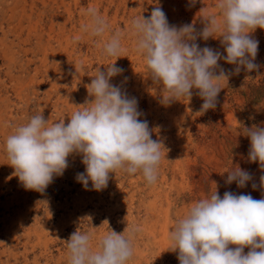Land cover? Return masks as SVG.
<instances>
[{"label":"rangeland","instance_id":"rangeland-1","mask_svg":"<svg viewBox=\"0 0 264 264\" xmlns=\"http://www.w3.org/2000/svg\"><path fill=\"white\" fill-rule=\"evenodd\" d=\"M3 1L6 5L11 3V0ZM43 1L49 4L48 8H43L36 0L22 1L20 11L31 10V17L24 19L20 26L15 25L19 31L14 30L5 38L0 30V39L14 53L13 59L0 54V264H67L66 242L78 228L94 232L98 240L110 229L123 233L127 225L141 228L134 242L135 254L129 264H179L177 253L168 251L169 229L194 201L209 196L215 190L213 182L221 196L225 191H231L261 199L259 183L264 171L258 162L248 161L250 140L240 130L253 125L264 127V81L260 82L264 72L253 71L246 77L248 73L242 70L238 75H231L219 93L216 107L198 116L203 103L195 95L198 90H192L194 95L190 101H174L165 106L160 103L162 86L152 79L148 84L143 81L148 77L146 68L128 84L125 68H122L121 75L112 77L110 83L121 86L129 97L137 99L138 108L143 113L141 119L150 122L149 127L155 130L152 138H161L166 146L157 183L149 186L140 174L127 176L117 171L110 173L108 186L102 191L92 190L91 181L86 190L75 179L77 173L85 171V166L79 155H73L68 158L69 166L64 174L54 177L43 193L26 190L18 177L12 175L14 169L7 164L3 147L6 137L15 127L41 111L50 123L64 119L67 124L71 114L77 110L76 106L91 99L86 85L94 78L96 70L106 71L109 63L119 67V60L115 57L101 54L97 40L87 46L88 35L82 27L75 32L60 29L58 23L68 17L66 9L74 11L76 8L74 0H63L64 3L54 0L58 8V23L53 28L50 24V0ZM109 1L113 2L106 19L112 28L114 23H118L117 26L124 29L121 17L126 16L129 10H135L139 3L104 0L103 6L109 5ZM156 2L160 3L159 0ZM123 3L127 5L125 8ZM149 5L147 1L145 7ZM140 12L137 10V16ZM144 17L147 18L145 13ZM201 23V18L194 23L198 31ZM35 33L39 40L34 39ZM16 35L21 39L30 37L31 41L26 45L29 52L23 53L17 46V40L15 46L11 45L13 39H18ZM76 37L80 39L76 40ZM74 46L81 48L76 63L82 65L79 74L75 75L76 64L67 62L66 53ZM205 46L214 48L216 44L210 42ZM232 68L228 64L224 69ZM79 76L80 81L77 80ZM176 110L179 112L177 118L174 116ZM236 166L252 174L253 180L244 188H237L235 182H225L227 171ZM253 182L258 185L255 190ZM105 220L108 224H103ZM163 225H166L168 233L165 247L160 241ZM93 243L95 245V241ZM247 251L245 248V253Z\"/></svg>","mask_w":264,"mask_h":264},{"label":"clouds","instance_id":"clouds-1","mask_svg":"<svg viewBox=\"0 0 264 264\" xmlns=\"http://www.w3.org/2000/svg\"><path fill=\"white\" fill-rule=\"evenodd\" d=\"M196 2L190 0L192 5ZM199 13L203 28L198 31L194 23L170 25L163 9L154 7L149 17H133L126 31L115 30L102 40L101 54L121 57L124 38L130 35L147 75L162 86L160 103L167 106L190 101L195 89V95L203 100L197 115L203 114L216 107L231 75L259 70L255 62L259 41L252 33L264 29V0H214L211 9L202 7ZM85 15L88 22L82 31L89 37L103 38L111 30L97 8L88 7ZM210 37L220 38L226 55L197 43ZM220 60L235 67L226 70ZM107 66L106 71L96 70L86 85L91 99L76 106L67 124L64 119L50 123L41 111L6 137L7 164L26 190L43 193L54 177L64 174L73 155H79L85 166L75 179L86 190L91 181L92 190L102 191L108 186L110 173L117 171L127 176L140 174L149 186L157 183L166 152L163 140L152 138L155 130L141 119L137 99L110 83L123 69L115 63ZM81 69L82 65H75L73 75ZM241 134L250 140L248 161L258 162L264 171V127H244ZM227 172L225 182H235L237 188L253 180L252 174L239 166ZM213 183L215 190L194 201L169 229L168 251L177 253L179 264H264V175L260 177L258 200L251 194L231 191L221 196ZM257 187L253 182L252 188ZM140 231L138 225H127L123 233L110 229L96 240L94 232L78 228L66 242L67 264H129Z\"/></svg>","mask_w":264,"mask_h":264},{"label":"bare ground","instance_id":"bare-ground-1","mask_svg":"<svg viewBox=\"0 0 264 264\" xmlns=\"http://www.w3.org/2000/svg\"><path fill=\"white\" fill-rule=\"evenodd\" d=\"M22 1H24V3L26 2V0H11L10 4H7L2 0L0 1V30L1 32H3V36L4 38L8 36L9 33H12L14 30L19 31V27H14L15 25H21L23 24L24 19H29L31 17L32 11L31 10H23L20 11V9L22 8ZM39 3L42 4L43 8H48L49 4L46 1L43 0H36ZM57 2H63V0H56ZM75 3L74 5H76L75 10L72 11L71 8L70 9H66L67 13H68V17L66 19V21H63L62 23H58L57 19H58V13H57V7H55L56 2L54 0H50V24L51 27H55V23H58L60 26V29L62 31H68V32H75L78 28H81L85 23L88 22V17L85 15V11L88 7H95L99 10V12L106 17L108 12L110 11L111 8V4L113 1H109V5H105L103 6L104 0L103 2L99 3L96 2L95 0H74ZM121 1H125L126 0H121ZM133 2V4L136 2L139 3L136 4L138 5L137 8L135 10H129L128 12H126V16L121 17V22L123 25L124 29H120V26H117L118 23H114V27H111V30L109 32H106L103 38L100 37H86L87 40V46L90 47L91 44L95 41L98 44V49L102 47V43L101 41H106L110 35L112 34L113 31L115 30H121V31H126L129 27L130 21L133 17L137 16V10L140 12L141 10H144L145 14L147 15V17L150 16L151 11L154 7H161L164 11V13L167 16L168 22L170 25H176V26H181L183 24H187V22L190 23H195V21L197 19L200 18V9L202 7H209L211 9L212 4L214 3V0H197V2L195 3V5H192L190 3V0H159L160 3H155V0H130ZM147 1L150 2L149 6L145 7V4L147 3ZM32 2V1H31ZM20 3V5H19ZM27 3V2H26ZM33 3V2H32ZM64 3V2H63ZM124 8L127 6L126 4H124ZM58 5V4H57ZM31 8V4L28 5ZM35 6V5H34ZM65 6V4H64ZM69 6V5H68ZM67 7V6H66ZM39 8V7H38ZM68 8V7H67ZM49 11V10H48ZM30 12V13H29ZM47 12V11H46ZM65 12V11H64ZM19 13V15H18ZM29 13V14H28ZM141 13V12H140ZM144 13H141L142 16H144ZM47 14V13H46ZM123 14V13H122ZM38 15V14H37ZM41 16V15H38ZM41 18V17H40ZM39 18V19H40ZM116 18V17H115ZM38 19V20H39ZM63 19V18H62ZM27 21V20H26ZM117 21V20H116ZM39 22V21H38ZM41 22V21H40ZM44 22V21H43ZM57 24V25H58ZM4 25H6L5 29L3 28ZM111 25V23H110ZM121 25V26H122ZM201 28H203V24L201 23ZM9 29V32L7 31ZM57 29V28H56ZM199 29V28H198ZM53 30V29H52ZM16 31L14 33H16ZM51 32V31H50ZM54 32V31H52ZM60 32V31H59ZM38 33V32H37ZM67 33V32H66ZM82 33V32H81ZM41 34V33H40ZM38 34V35H40ZM44 34V33H43ZM73 34V33H72ZM71 35V34H70ZM252 35L254 36V38H256L259 41V46H258V54L256 57V63L258 65H260V68L258 71H263L264 72V29H260L257 28L255 30L254 33H252ZM15 36V35H14ZM17 36V35H16ZM29 36V35H28ZM34 36H36L34 39H38L37 34L35 33ZM18 37V36H17ZM70 39V38H68ZM12 40V39H11ZM15 40H17V46L18 48H20V50L23 53H27L29 52V50L26 48V45L29 44L30 37H26L25 39H21L20 37H18V39H13L11 41V45L15 46ZM39 40V39H38ZM134 38L131 37L130 35H126L125 39L123 41L124 43V47H125V51L123 53H121V57L117 58L116 60H119V67L120 68H125V74L126 75V84H128L129 82L135 80L140 73H143V70L145 69V64L144 61L142 60V58L140 56L137 55V53L134 50V43H133ZM9 42V41H8ZM212 43V44H216V47H214L213 49L215 50H219V49H223L221 43H220V38H209L208 40H203V39H198L197 43L199 44V46L202 48L206 45V43ZM69 43V42H68ZM39 44V43H37ZM6 42L3 41V39H0V54H2V56L6 59L10 58L13 59L14 57V53L12 52L11 48H8ZM24 46V47H23ZM72 46V45H71ZM70 48V47H69ZM19 50V51H20ZM221 53H223L224 55H226V53L224 51H221ZM224 50V49H223ZM19 53V52H18ZM67 62L70 63H74L77 65L76 61L79 58L78 55L81 54V48H78L77 46H74L73 48H71L69 50V52L67 51ZM18 55V54H17ZM25 55V54H24ZM1 56V55H0ZM127 56V57H125ZM46 57V56H45ZM127 58V60H126ZM59 59V58H58ZM85 61V60H84ZM105 62H107V59H104ZM31 62V61H30ZM47 62V61H46ZM87 62V61H86ZM85 62V63H86ZM45 63V62H44ZM218 63L225 68V66H227L228 64L223 60L218 61ZM223 63V64H222ZM103 64V63H102ZM75 66V65H74ZM233 67H235L234 65H231ZM41 67V66H39ZM43 67V66H42ZM7 70V69H6ZM28 70V69H27ZM54 70V69H53ZM9 72V71H8ZM57 72V71H56ZM243 72V71H241ZM11 73V72H10ZM139 73V74H138ZM262 73V72H261ZM8 74V73H6ZM78 74V73H77ZM257 74V73H256ZM264 75V73H262ZM121 75V74H120ZM249 75V73L246 75V77ZM261 75L260 78V82L264 81V76ZM234 76V75H232ZM10 77V76H9ZM231 77V76H230ZM232 78V77H231ZM241 78V77H240ZM150 76H148L146 79H144L143 81L145 83H149L150 82ZM80 81V76L78 77V79ZM125 82V81H124ZM237 82V81H236ZM232 83V82H231ZM142 84V83H141ZM151 84V83H150ZM250 84V83H249ZM236 85V84H235ZM256 85V84H254ZM238 86V85H237ZM235 87V86H234ZM242 87V86H241ZM258 87V86H257ZM256 89V88H255ZM153 90V89H152ZM230 91V90H228ZM233 91V89H232ZM136 92V91H135ZM226 92V91H225ZM225 94V93H224ZM128 95V94H127ZM226 95V94H225ZM152 96V95H151ZM223 99V98H222ZM230 99V98H229ZM231 101V100H230ZM233 102V101H232ZM231 102V103H232ZM243 101H241L242 103ZM195 103V101H194ZM223 103V102H222ZM240 103V104H241ZM181 104V103H179ZM260 104V103H259ZM259 104L257 105V107L259 106ZM7 105V104H6ZM153 105V104H152ZM200 105V104H199ZM224 105V104H223ZM161 106V104L159 105ZM229 106V105H228ZM162 107V106H161ZM218 107V106H217ZM221 107V105H220ZM182 108V107H181ZM259 109V108H258ZM160 110V109H159ZM191 111V110H190ZM224 111V110H223ZM173 113V112H172ZM207 113V112H205ZM212 113V112H211ZM160 114V113H159ZM220 114V113H219ZM174 116L177 118L179 117V112L174 113ZM199 116V115H198ZM201 116V115H200ZM239 116V115H238ZM237 118V117H236ZM28 119V118H27ZM232 119V117H231ZM250 119V118H249ZM153 120V119H152ZM181 120V119H180ZM248 120V119H247ZM181 122V121H180ZM238 122V121H237ZM249 122V121H248ZM155 123V122H154ZM230 123V122H229ZM150 125V122H149ZM219 125V124H218ZM234 125V124H233ZM247 125V124H246ZM169 127V126H168ZM193 127V125H192ZM236 127V126H235ZM223 128V127H222ZM167 129V127H166ZM221 130V129H220ZM9 131V130H8ZM160 131V130H158ZM241 131V130H240ZM168 132V131H167ZM241 133V132H240ZM155 135V134H154ZM167 135V134H166ZM163 137V136H162ZM171 141V139H170ZM166 142V141H165ZM170 143V142H169ZM213 144V143H212ZM174 146V145H173ZM4 147V146H3ZM166 147V146H165ZM182 148V147H181ZM179 149V148H178ZM177 150V149H176ZM231 158V156L229 157ZM228 159V158H227ZM178 161V160H177ZM176 161V162H177ZM195 161V160H194ZM160 172V171H159ZM214 173V172H212ZM182 177V176H180ZM179 177V178H180ZM210 186V185H209ZM210 188V187H209ZM209 190V189H208ZM139 199V198H138ZM81 200V199H80ZM79 201V200H78ZM82 201V200H81ZM133 202V201H132ZM167 202V201H166ZM134 203V202H133ZM168 204V203H167ZM132 209V207H131ZM76 210V209H75ZM120 211V210H119ZM166 215V214H165ZM109 219V218H108ZM129 219V218H127ZM125 220V219H124ZM127 222V220H126ZM102 228V227H101ZM102 232V231H101ZM149 232V231H148ZM168 238V233H167V227L166 225H163L162 229H161V244L162 246L165 245V242ZM144 241V240H142ZM148 243V242H147ZM160 246V245H159ZM165 247V246H164ZM164 251V250H163ZM142 252V251H141Z\"/></svg>","mask_w":264,"mask_h":264}]
</instances>
